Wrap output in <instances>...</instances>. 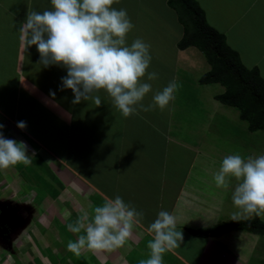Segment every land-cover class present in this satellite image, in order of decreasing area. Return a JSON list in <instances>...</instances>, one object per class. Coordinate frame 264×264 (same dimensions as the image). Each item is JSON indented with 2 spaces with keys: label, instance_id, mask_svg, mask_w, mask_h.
<instances>
[{
  "label": "crops",
  "instance_id": "1",
  "mask_svg": "<svg viewBox=\"0 0 264 264\" xmlns=\"http://www.w3.org/2000/svg\"><path fill=\"white\" fill-rule=\"evenodd\" d=\"M210 1L224 2L223 7L230 16V0ZM256 3L254 8L258 6ZM113 7L126 9L134 25L127 44L130 46L139 38L150 45L152 59L148 71L158 73V79L146 81L144 78L152 84V91L142 103L151 104L154 93L172 80L179 85L175 100L163 111L157 108L124 118L103 90L97 93L102 102L100 107L91 100L72 104V91L61 90L66 69L57 65L44 67L39 62L36 46L25 48L22 39L21 25L27 13L50 10V0H0V124L3 125L0 131L3 136L27 145L26 154L32 159L27 167L33 168V180L36 177L38 184L41 175L49 171L53 182L64 183L66 190L70 188L75 194L71 206L84 207L90 212L92 207L119 195L125 203L144 213L141 225L134 226L121 248L110 252L84 250L80 256H75L64 247L63 253L56 251L44 258L45 261L38 260V264H57L55 257L64 260L65 254L75 258V262L70 263L65 259V264H88L85 254L92 258V264H138L149 256L147 243L152 234L147 228L161 210L173 214L176 230L189 236L182 245L186 236L183 235L180 246L164 254L163 264H264V236L241 231L214 237L193 234L242 219L258 218L264 222V215H241L233 220L237 209L232 193L237 182L233 179L229 187L223 189L216 187L213 179L225 156L240 154L246 158L254 152H249L243 141H238L241 138L236 126L242 122L239 111L235 114L230 109L233 107L218 102L216 97L224 92L222 86L199 82L210 67L196 48H178L184 28L176 12L168 6V0H119ZM259 47V59L255 58V62L264 65V38ZM244 61L250 65L251 60ZM262 70L264 72V68ZM20 121L26 123L24 130L17 128ZM19 165L20 173L11 167L0 169V185L9 186L12 180L18 185V189L11 188L12 191L22 194V185L29 182L25 180L23 169L26 165ZM47 189L56 192L49 185ZM31 192L37 197L32 202L18 201L32 204L34 219L38 214L36 209L41 211L51 204L48 196L42 197L41 191L33 188ZM60 194L56 192L52 197L58 199ZM9 197L14 198L0 196V201ZM56 206L51 205L52 211ZM4 215L5 212L0 215V264H15L14 258H21L22 264H35L36 241L42 244L38 228L33 231L36 240L28 239L34 247L28 250L33 254L32 260L26 256L24 259L21 255L23 241L18 236L22 237L31 225L20 234L15 220L10 221L11 216L4 218ZM69 216L68 223L79 217L71 213ZM39 219L40 216L38 222ZM66 224L65 221L60 223V228L64 225L60 233L55 231V243L60 241V236L68 243L79 235L69 232ZM41 229L44 233L47 230ZM14 238L17 242H13Z\"/></svg>",
  "mask_w": 264,
  "mask_h": 264
},
{
  "label": "clouds",
  "instance_id": "2",
  "mask_svg": "<svg viewBox=\"0 0 264 264\" xmlns=\"http://www.w3.org/2000/svg\"><path fill=\"white\" fill-rule=\"evenodd\" d=\"M118 2L50 0V10L27 13L21 25L25 48L35 45L44 67L57 65L66 69L61 90L72 91V104L91 100L100 107L97 93L103 90L124 118L157 108L163 111L175 100L179 85L172 80L154 93L151 104L142 103L152 91V84L146 81L158 79V73L148 71L152 59L149 44L139 38L127 44L134 25L126 9L113 7ZM17 128L24 130L26 123L18 122ZM26 153V144L7 139L0 131V169L30 165L32 159ZM213 179L215 186L223 189L231 180L237 182L232 193L237 209L233 220L241 215H264V155H227ZM64 215L70 214L65 210ZM143 219L144 213L125 203L121 196L106 199L67 224L69 232L79 234L74 241L69 240L67 251L80 256L84 250L110 252L121 248ZM147 232L152 234L147 243L149 256L138 264H163L164 254L179 247L183 239L182 232L176 230V217L165 210L158 213Z\"/></svg>",
  "mask_w": 264,
  "mask_h": 264
},
{
  "label": "rangeland",
  "instance_id": "3",
  "mask_svg": "<svg viewBox=\"0 0 264 264\" xmlns=\"http://www.w3.org/2000/svg\"><path fill=\"white\" fill-rule=\"evenodd\" d=\"M197 3H199L200 7L204 10L206 20L208 21L209 25L214 27L220 34H223L226 40V44L228 46H234L232 49L235 50L239 57L241 62L247 66L248 68H253L256 67L258 71L261 72V78L264 81V72H263V62L259 63L255 62V58H258V49H260L259 45L262 44V40L264 38V0H230L232 2V5L230 6V16H227V12L225 11L223 5L224 2L221 3L220 1L217 2H211L210 0H196ZM258 2V6H255V3ZM222 4V5H221ZM257 4V3H256ZM238 10V11H237ZM257 51V52H254ZM252 53H256L257 55L251 56ZM245 60H251L250 65L245 63ZM259 59V58H258ZM189 91V90H187ZM235 114H238V110L235 108H230ZM238 118V117H237ZM232 124H230L231 126ZM233 126V125H232ZM232 126L230 130H232ZM237 134L240 136L241 139H238L239 142L243 141L245 146L247 147V150L249 152L253 151L254 152L250 155L254 157V154L258 155L260 152L262 155L263 149H264V131H250L248 129V123L247 122H240V124H237ZM233 131V130H232ZM231 133V131H230ZM258 144V146H256ZM13 170H15L17 173H20V165L19 167L17 165L11 167ZM18 169V170H16ZM25 171L26 175V181L29 182L27 184L22 185V194L16 193V191H12V189L17 190L18 185L16 182H12V180H9L8 185L6 186L5 183L4 185H0V196H14L13 199L15 200H24V201H31L32 199H36L37 197H34V194L31 192V190L34 188L36 191H41L42 197L48 196L50 199V203L53 206H56L57 208L53 207V211L51 208V205L49 207H44L45 212L43 209L41 211H38L36 209V212L38 213L36 217L32 220L31 227L29 230L21 237L20 235L18 238L20 241H23L22 244V257L25 256L32 260L33 254L29 252L31 248H34L31 245V242L28 240L31 238H34L36 240V237L33 234V231L38 228L40 236L38 239L42 242L40 244L39 242L36 241L37 246L35 245V259L37 260L34 261L35 264H38L41 260L45 261L46 259L50 257L53 253H63L64 252V247L65 250L67 249V245L63 239L64 236H60V241L58 243L54 242V237L56 235L55 231L60 233L59 231H62L64 228V225H61L60 228V223L63 224V221L67 222L68 224V216L64 215L65 210L70 214L71 216H77L81 215L83 212H86L84 207L78 208V207H73V198L75 194L71 192L68 188L67 190L64 189L65 187L64 183H55L53 182V175L49 171L44 172L41 175V181L39 184L36 182V177L35 180H33V168L32 167H27L23 168ZM35 170H37L35 168ZM10 173V172H9ZM2 174V173H1ZM46 183V184H45ZM59 184V185H58ZM39 185V187H38ZM54 188L57 193H61L59 198L56 199L55 197H52V193L48 191L47 186ZM12 188V189H11ZM64 189L63 191H60V189ZM37 194V192H35ZM18 197L20 199H18ZM76 200V198L74 199ZM69 201V203H68ZM40 203V200H39ZM56 211L55 215L54 212ZM9 213H5L4 218L6 215ZM57 214V215H56ZM45 215V217H43ZM10 216H13L10 214ZM15 216V215H14ZM38 216H40L39 222H38ZM70 217V216H69ZM11 218V217H10ZM9 218V219H10ZM52 220H48V219ZM54 218H57L58 221H56ZM44 219H47L48 221H45ZM236 220V219H235ZM60 222V223H58ZM17 223V222H16ZM52 223V224H51ZM51 224V225H50ZM66 224V226H67ZM50 225V228L47 229L46 226ZM47 229L45 233L43 232V229ZM32 230V231H31ZM44 233V235L42 234ZM183 235H186L184 237V241L181 242L183 245L184 243L187 242V239L189 236H187V233H184ZM51 237V239H50ZM46 243L47 245H50V247L46 248L44 245ZM53 244V245H52ZM43 245V246H42ZM20 246V244H19ZM18 247V246H17ZM45 247V248H44ZM57 251V252H56ZM33 252V251H32ZM89 254L84 255V259L88 264H92V258L88 256ZM66 257H63L64 260L61 259L60 256H56L55 260L57 261V264H65L68 259V263L70 262H75V258L68 257L67 254H65ZM39 260V262H38ZM65 261V262H64ZM52 263L53 260H51ZM14 263L15 264H22L21 258H14Z\"/></svg>",
  "mask_w": 264,
  "mask_h": 264
},
{
  "label": "trees",
  "instance_id": "4",
  "mask_svg": "<svg viewBox=\"0 0 264 264\" xmlns=\"http://www.w3.org/2000/svg\"><path fill=\"white\" fill-rule=\"evenodd\" d=\"M168 6L176 12L184 28L178 48H196L210 67L199 82L222 86L224 92L216 97L218 102L237 108L240 119L248 123L250 131H264V81L258 69L244 66L238 53L226 44L224 35L207 23L204 11L194 0H168ZM229 231L264 236V222L258 218L242 219L193 234L214 237Z\"/></svg>",
  "mask_w": 264,
  "mask_h": 264
},
{
  "label": "water",
  "instance_id": "5",
  "mask_svg": "<svg viewBox=\"0 0 264 264\" xmlns=\"http://www.w3.org/2000/svg\"><path fill=\"white\" fill-rule=\"evenodd\" d=\"M0 203V215L4 212L9 213L7 215L12 214L13 216H11L9 220H15V222H17L16 224L19 225L17 229L20 234L24 233L26 229L30 227L35 214V208L32 204L28 202H19L12 197L4 199L3 202L0 201Z\"/></svg>",
  "mask_w": 264,
  "mask_h": 264
},
{
  "label": "flooded vegetation",
  "instance_id": "6",
  "mask_svg": "<svg viewBox=\"0 0 264 264\" xmlns=\"http://www.w3.org/2000/svg\"><path fill=\"white\" fill-rule=\"evenodd\" d=\"M15 240H13V242H17V239L16 238H14Z\"/></svg>",
  "mask_w": 264,
  "mask_h": 264
}]
</instances>
